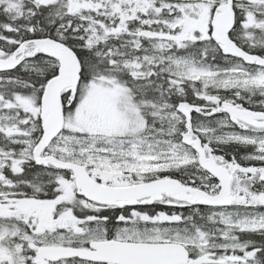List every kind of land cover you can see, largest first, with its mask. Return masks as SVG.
Here are the masks:
<instances>
[{
    "label": "snow or ice",
    "instance_id": "6c2138e0",
    "mask_svg": "<svg viewBox=\"0 0 264 264\" xmlns=\"http://www.w3.org/2000/svg\"><path fill=\"white\" fill-rule=\"evenodd\" d=\"M0 264H264V0H0Z\"/></svg>",
    "mask_w": 264,
    "mask_h": 264
}]
</instances>
